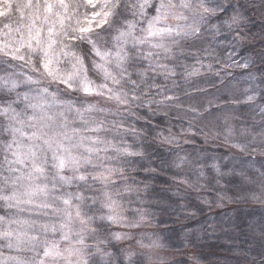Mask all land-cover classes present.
<instances>
[{
  "label": "snow or ice",
  "instance_id": "snow-or-ice-1",
  "mask_svg": "<svg viewBox=\"0 0 264 264\" xmlns=\"http://www.w3.org/2000/svg\"><path fill=\"white\" fill-rule=\"evenodd\" d=\"M249 6L264 13V0H3L0 264H167L161 236L138 231L155 217L131 207L152 195L133 172L156 179L187 166L196 180L182 183L215 191L201 201L212 207L236 165L226 171L223 158L195 147L197 137L232 140L242 163L264 169V51L233 58ZM233 68L242 80L225 84ZM208 74L224 88L210 77L216 92L194 82ZM260 169L251 198L264 205ZM258 244L247 264H264V223Z\"/></svg>",
  "mask_w": 264,
  "mask_h": 264
},
{
  "label": "trees",
  "instance_id": "trees-1",
  "mask_svg": "<svg viewBox=\"0 0 264 264\" xmlns=\"http://www.w3.org/2000/svg\"><path fill=\"white\" fill-rule=\"evenodd\" d=\"M239 2L249 4L250 0H239ZM255 2L259 4L257 0ZM258 9L251 6L246 11L241 9L248 17V22L242 24L243 40L252 42L246 43L242 40L236 46L233 58L241 62H243V57L251 55L255 58L257 53L264 51V13ZM227 52H232L231 46L227 48ZM223 60H226V55L221 56V61ZM207 62L206 58L205 63ZM212 62L215 65V60ZM189 63H194V61L190 60ZM227 71H230L232 75L224 78L225 84H228L232 80L231 78L242 80L241 73L244 70L233 68ZM221 75L223 76V73ZM90 76L93 79L97 78L91 72ZM209 77L214 80L217 88L224 86L218 79L208 74V76L200 78L204 81L199 84L209 92H216V89L207 83ZM185 86L187 87V85ZM191 90L189 88V91ZM180 123L179 120H173L174 125ZM202 139V137H197L195 147L203 149L208 156L223 158V162L227 164L226 158H229L231 150L229 152L225 147L216 146L210 142L202 143ZM185 147L192 151L191 145H185ZM235 159L238 161L237 158ZM239 159L245 158L240 157ZM253 159L259 160L260 157L257 156ZM158 163L159 161L154 157L152 166L156 167ZM234 164L236 165V174L227 176L221 181L219 195L225 198L219 205L212 207L202 204L201 201L203 198L214 199L217 196L215 191L208 192L203 189L197 191L182 183L184 180L189 182L196 180L195 175L187 166L183 169L166 170L156 179L146 178L144 172H133L137 181L151 185L149 191L152 192V195L145 198L143 204L133 203L131 207L133 209L144 208L155 217L151 223H146L138 231L150 236L153 234L161 236L166 247L157 250L159 259L166 261L167 264H177V262L192 264V257L199 258L200 264H247V261L257 254L260 227L264 223L261 221V217L264 216V205L253 201L251 194L253 192L259 194L260 180L257 169H260V166L250 169L244 163L231 162L227 164L226 171L231 169ZM241 168L247 169L246 173L249 174L246 176L247 179L238 175ZM228 197L232 199L229 200ZM176 200H179L183 206L190 205V211L196 212L195 218L185 219L184 214L174 211L176 208L174 201ZM168 205L171 207H168L167 211L162 210ZM186 234L189 236V241H195L194 244L185 241ZM166 237H171V241L164 239ZM156 258V256L153 257V259Z\"/></svg>",
  "mask_w": 264,
  "mask_h": 264
},
{
  "label": "rangeland",
  "instance_id": "rangeland-1",
  "mask_svg": "<svg viewBox=\"0 0 264 264\" xmlns=\"http://www.w3.org/2000/svg\"><path fill=\"white\" fill-rule=\"evenodd\" d=\"M258 1V3H261V0H257ZM12 2L13 3H18L19 2V0H12ZM0 8H3V0H0ZM5 11H7V9H4ZM258 10H261V9H258ZM81 11H84V9H81ZM10 15V19H11V21L12 22H15L16 20H17V18H18V12L17 11H13L12 13H10L9 14ZM2 22H3V18H0V25H2ZM101 37L104 39V40H109V34L108 33H104V32H102L101 33ZM264 38V37H263ZM244 42H246V43H252V42H250V40H243ZM260 41H261V39H260ZM264 41V40H263ZM220 49H218V51H219ZM240 71H243V70H241L240 69ZM242 74V73H241ZM199 79V80H198ZM232 80H234L233 78H231ZM230 79V80H231ZM96 81H97V83H99L100 81H99V78H96L95 79ZM196 80H198L196 83H202L204 80L203 79H200V78H194V82L196 81ZM231 80V81H232ZM229 81V83L228 84H230V83H236L238 80H234V81ZM245 85H243V84H241L240 85V87H244ZM224 88V86L222 87V88H220V89H223ZM220 94V93H219ZM218 94V95H219ZM236 122L235 121H233V124H235ZM209 142L210 143H212L213 145H216V146H223V147H225V149H227L229 152H230V150H231V154L229 155V158H226V163L227 164H230L231 162H236L237 164H238V162H240V163H242V159L240 160L239 158L241 157V155L238 153V152H236L234 149H232L231 148V143H233L234 141H232V140H230V141H228V142H225L224 141V139H223V136H219V137H217L215 140H209ZM235 158H237L238 159V161L235 159ZM257 166H260L259 165V163H256L255 164V166L254 167H249L250 169H255V168H257ZM243 171L244 173H246L247 172V169L246 168H241L239 171H238V173L240 172V171ZM261 171H264V169H260ZM249 176V174L248 173H246L245 174V176ZM259 192H260V186H259ZM0 214H2V212H0Z\"/></svg>",
  "mask_w": 264,
  "mask_h": 264
}]
</instances>
